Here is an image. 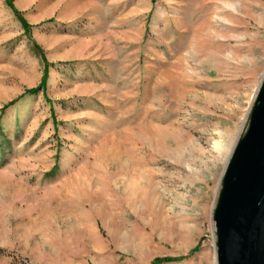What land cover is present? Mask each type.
I'll list each match as a JSON object with an SVG mask.
<instances>
[{
    "label": "rangeland",
    "instance_id": "1",
    "mask_svg": "<svg viewBox=\"0 0 264 264\" xmlns=\"http://www.w3.org/2000/svg\"><path fill=\"white\" fill-rule=\"evenodd\" d=\"M263 79L264 0H0V264H213Z\"/></svg>",
    "mask_w": 264,
    "mask_h": 264
},
{
    "label": "water",
    "instance_id": "2",
    "mask_svg": "<svg viewBox=\"0 0 264 264\" xmlns=\"http://www.w3.org/2000/svg\"><path fill=\"white\" fill-rule=\"evenodd\" d=\"M212 221L216 264H264V79L225 164Z\"/></svg>",
    "mask_w": 264,
    "mask_h": 264
},
{
    "label": "bare ground",
    "instance_id": "3",
    "mask_svg": "<svg viewBox=\"0 0 264 264\" xmlns=\"http://www.w3.org/2000/svg\"><path fill=\"white\" fill-rule=\"evenodd\" d=\"M236 48L238 47V46H235ZM220 50H222L221 49V47H220ZM204 57H210V58H213V59H220V57L219 56H214V55H212L211 53H209V52H206V53H204ZM236 60H238L237 58H235ZM240 60V61H239ZM238 61L239 62H245L244 61V58L241 60V58L239 59ZM246 61H247V59H246ZM253 61V60H252ZM203 63V62H202ZM211 63V62H210ZM226 63H228V61L226 62ZM229 64V63H228ZM235 65V64H234ZM237 65V64H236ZM247 65V64H246ZM258 90V89H257ZM213 98V100L214 99H217V101H218V103H216L217 105H221L220 104V102H221V98L220 97H212ZM208 102H210V100H208ZM250 110V109H249ZM220 136L222 137V140H223V144H216L215 145V148H216V152H217V155H218V157H217V159H219V158H223L226 154H227V152H229L230 151V149H231V146H232V142H231V135L229 134V131L227 132V131H225L223 134H220ZM234 142V141H233ZM231 143V144H230ZM233 149V148H232ZM196 150H198V148L196 149ZM181 151L179 150L175 155H176V158H175V162L179 165L178 167H180V163H181V159H183V155L180 153ZM227 162V161H226ZM197 203V202H196ZM213 264H216V260H215V257H214V260H213Z\"/></svg>",
    "mask_w": 264,
    "mask_h": 264
},
{
    "label": "trees",
    "instance_id": "4",
    "mask_svg": "<svg viewBox=\"0 0 264 264\" xmlns=\"http://www.w3.org/2000/svg\"><path fill=\"white\" fill-rule=\"evenodd\" d=\"M169 260H171V259H168V258H167V259H162L161 261H169ZM158 261H160V260H158ZM158 261H157V262H158Z\"/></svg>",
    "mask_w": 264,
    "mask_h": 264
}]
</instances>
